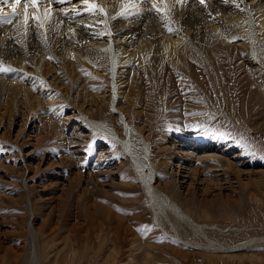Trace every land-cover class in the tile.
I'll use <instances>...</instances> for the list:
<instances>
[{"label": "rangeland", "instance_id": "rangeland-1", "mask_svg": "<svg viewBox=\"0 0 264 264\" xmlns=\"http://www.w3.org/2000/svg\"><path fill=\"white\" fill-rule=\"evenodd\" d=\"M257 33L262 36L259 29ZM245 39L244 35L235 34L225 40H212L204 58L188 46L176 63L164 60L152 72L136 63L127 64L131 66V83L130 99L125 104L131 124L143 126L148 136L150 158L156 164L155 184L159 188L175 179L173 152L163 148L164 142L173 135L214 143L224 141L228 144L226 153L224 148L208 151L225 153L241 169L264 170V60L249 62V49L243 45ZM99 69L102 65L86 69L89 75L83 78L87 89L93 92L107 91L111 83L107 72L96 73ZM110 69L108 66L107 70ZM123 70L124 67L118 71L117 78H123ZM51 82L55 81L51 78ZM85 98H59L50 111L56 113V117L70 116L72 122L82 125V134L74 136L81 138L75 153L74 146L62 144L65 141L58 132L46 134L45 131L44 141L32 149L23 146L24 153L31 150L35 158L41 156L54 162L62 158V152H67L74 163H79L81 172L99 175L96 184L107 183L104 187L97 186L87 176L93 185L91 193L97 195L98 202L110 208L114 216L98 211L96 220L88 218L82 213V201L76 208L79 192L64 201L59 211L53 208L46 216L47 210H41L39 203L34 202L39 196L36 192L31 194L27 185L35 183L36 188H41L53 184L57 177L66 183L70 171L67 174L63 168L60 172H57L60 167L52 168L48 172L55 176L52 181L42 180V185L37 177L25 181L24 166L20 164L24 160L23 151L15 153V146L0 143V231L4 232L0 264H32L33 260V264H264V178L247 186L234 185L231 181L227 184L231 185L230 191L228 187L224 191L229 194L228 198L210 200L195 195L202 204H183L166 191L202 226L201 236L168 210L155 216V205L148 198L144 182L135 177L133 163L125 161V153L116 137L84 121L81 124L76 111L88 112L85 105L88 101L83 107L79 106ZM112 112V107L104 105L102 110L95 109L91 117L113 123ZM134 148L141 151L137 141ZM96 158L104 163H96ZM215 160L218 163L212 159L201 169L203 178L219 180L214 175L221 173L224 165L221 160ZM118 164V172L113 171L118 173L113 174V183L109 171ZM8 167L16 168L17 173ZM252 176L258 178L259 174L252 173ZM105 187L109 194L101 191ZM30 196L35 227L42 225L35 237L28 231ZM159 204L163 206L162 201Z\"/></svg>", "mask_w": 264, "mask_h": 264}, {"label": "bare ground", "instance_id": "bare-ground-1", "mask_svg": "<svg viewBox=\"0 0 264 264\" xmlns=\"http://www.w3.org/2000/svg\"><path fill=\"white\" fill-rule=\"evenodd\" d=\"M13 2L14 0H8L4 3V0H0V20L12 16L10 5ZM26 2L27 0H21L16 6V17L12 23H0V67L11 69L0 72V143L15 146V153L23 151L24 160L20 164L23 163L24 166L22 175H25V181L37 177L42 185V180H51L55 176L53 173L50 175V169L60 167L57 172L63 168L67 174L70 171L66 183L57 177L54 179L56 182L53 180V184L42 185L41 188H36L38 185L35 183L27 185L31 194L36 192L39 196L34 202L39 203L41 210H47L46 216L53 208L59 211L61 204L76 192L80 193L76 208L80 207L82 201V213L87 217L96 220L98 211L114 216L110 208L98 202L97 195L91 193L90 188L93 185H90L87 176L97 186L104 187L107 183L96 184L99 175L92 176L81 172L79 163H74L71 156H67V152H62V158L56 160L58 162H48L50 159L47 155L48 160L41 156L35 158L31 155V150L24 153L23 146L30 149L44 141L43 131L46 134L58 132L64 138L65 142L62 144L74 146L73 153L77 151V141L82 136L80 139H75L74 136L82 134V125L72 122L70 116L62 118V115L56 117V113H50L59 98L67 99L69 96L75 100L86 97L81 100V107L85 101L89 103L85 104L88 112L76 111L80 114L81 124L84 121V124L88 123L116 137L125 153V161L133 163L135 177L144 182L148 198L155 205V216L158 212L164 214L168 210L200 235L203 233L202 226L179 206V202L168 196L166 191L181 203L194 205L202 204L195 199L197 194L209 197L210 200L223 196L228 198L229 194L226 195L224 191L227 187L228 190L231 188V185L227 186L231 181L234 185L237 183L242 186L262 181L264 170L253 172L241 169L227 158L225 148H228V144L223 143L224 141L216 140L217 144L213 141L173 135L162 146L173 152L172 168L175 179L159 188L155 184L156 164L150 158L148 136L144 134L143 126L131 124L125 103L130 99L131 83V66L127 64L136 63L152 72L164 60L176 63L177 57L183 55L188 46L204 58L210 41L225 40L235 34L246 37L243 45L249 49L250 63L259 58L264 60V0H87V3L84 0H63V3L52 0L51 4L49 0H36V8H32L29 3V19L25 24ZM89 5H95L97 14L87 10ZM45 9L50 10V18L45 17ZM100 9L103 11H99ZM33 16L37 19H33ZM41 24L42 26H38ZM258 29L262 36L258 35ZM98 65H102V69L96 73L101 75L107 72L110 79L107 91L88 90L83 79L89 75V72L85 73L86 69ZM108 66L111 68L109 71ZM123 67L124 76L119 79L116 75ZM51 78L55 82L52 83ZM104 105L112 107L113 123L96 121L91 117L95 109L102 110ZM262 128L264 129V124ZM136 141L140 152L134 148ZM219 148H224L225 153L208 151ZM215 158L224 165L222 172L214 175L219 180L214 181V177L203 178L201 169L206 168L204 165L212 159L216 163ZM32 160L36 163H31ZM99 161L100 159H95L96 163ZM44 163L47 165L42 167ZM118 166L119 164L112 166V172L109 171L113 183L114 175H118L113 171L118 172ZM8 168L17 173L16 168ZM252 173L259 174L258 178H254ZM101 191L109 194L106 187ZM31 200L30 196L28 231L35 237L42 225L39 226L40 229L35 227ZM160 201L163 206L159 204ZM3 233L0 231V242ZM244 244L247 242L240 243L239 246Z\"/></svg>", "mask_w": 264, "mask_h": 264}, {"label": "snow or ice", "instance_id": "snow-or-ice-1", "mask_svg": "<svg viewBox=\"0 0 264 264\" xmlns=\"http://www.w3.org/2000/svg\"><path fill=\"white\" fill-rule=\"evenodd\" d=\"M7 2H8V0H4V3H7ZM51 2H52V0H49L50 4H51ZM57 2L63 3V0H57ZM84 2L87 3V0H84ZM201 2H203V0H201ZM20 3H21V0H14V2L10 5L12 7V16L7 17L3 20H0V23H4V24L12 23V20L16 17V6ZM29 3L31 4L32 8H36V0H27V2L24 4V9H25L24 22H25V24H27V21L29 19V15H28ZM153 6L156 7V5H153ZM87 10L92 12L93 14H97L95 5H89ZM99 11L102 12L103 9H100ZM157 11H159V8H157ZM77 14H79V13H77ZM44 15L46 18H50V10L45 9ZM65 15H67V13H65ZM33 19H37V17L33 16ZM38 26H42V24L38 25ZM169 30H171V29H169ZM8 71H11V69L0 67V72H8Z\"/></svg>", "mask_w": 264, "mask_h": 264}]
</instances>
